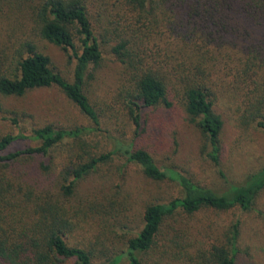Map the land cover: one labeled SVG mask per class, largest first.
Masks as SVG:
<instances>
[{"label":"trees","instance_id":"obj_1","mask_svg":"<svg viewBox=\"0 0 264 264\" xmlns=\"http://www.w3.org/2000/svg\"><path fill=\"white\" fill-rule=\"evenodd\" d=\"M243 13L256 34L245 38L241 48L247 55L235 81V95L241 96L237 121L241 127L264 130L263 0H0V21L11 24L0 44V94L22 96L36 88L56 87L90 122H47L22 129L21 119L11 116L17 131L0 135V264H93L92 250L68 244L72 222L67 212L77 183L115 154L139 166L150 181L177 186L179 195L148 203L141 229L125 236L124 248L100 264L123 259L127 264H149L151 252V264H238V220L221 234H185L181 227L173 229L175 234H161L163 224L169 226L176 214L195 215L203 209H252L264 188V167L218 192L173 167L161 166L139 143L146 110L173 107L178 100L206 138L207 156L219 164L223 120L214 109L217 93L211 72L216 65L212 69L206 54L215 49L211 43L221 45L223 21ZM19 26L30 27L32 35L69 52L70 80L53 67L30 35L16 37ZM247 27L234 29L248 32ZM105 47L122 66L110 109L92 102L87 89L89 70L101 64ZM103 116L126 118L133 125L132 137L111 136L102 125ZM94 133L112 141V147L99 150L94 142H86ZM18 140L25 144L14 147ZM69 140L74 146L68 162L52 187L43 186L42 174L30 173L36 168L34 161ZM39 167L49 172L47 163Z\"/></svg>","mask_w":264,"mask_h":264},{"label":"rangeland","instance_id":"obj_2","mask_svg":"<svg viewBox=\"0 0 264 264\" xmlns=\"http://www.w3.org/2000/svg\"><path fill=\"white\" fill-rule=\"evenodd\" d=\"M252 12L259 14L256 9ZM223 23L225 28L219 31L222 34L221 45L211 43V48L215 49L206 54L212 69L216 65L211 72L215 83L213 90L217 93L214 109L223 120L219 164L215 165L207 156L209 145L206 138L178 100L173 107L160 105L146 110L145 133L139 143L151 152L161 166L173 167L192 181L218 192L224 190L228 183L241 184L248 174L264 167V130L238 125L237 106L241 96L237 99L235 95L237 74L247 55L241 48L245 38L255 37V30L253 32L247 27L252 25L244 13ZM236 25L247 27L248 32L235 30ZM28 28L19 26L16 37L30 35L38 49L49 55L53 67L70 80L73 61L69 52L32 35ZM10 29L11 24L0 21V44L7 38L6 33ZM104 54L101 64L89 70L92 76L87 81V89L92 102L110 109L108 102L119 85L122 66L111 57L107 47ZM11 116L21 119L19 126L22 129L47 122L63 126L90 124L56 87L36 88L22 96L0 94V135L10 130L13 133L17 131L18 126L10 120ZM102 120L103 127L111 136L126 140L132 137L133 125L123 116L117 119L103 116ZM85 141L94 142L99 150L112 147V141L104 135L91 134ZM24 144L23 140H18L14 147ZM73 146L74 143L69 140L54 148L50 156L34 161L33 166L37 169L33 167L31 175L41 173L43 186L54 184L52 181L68 162ZM41 162L49 166L48 173L39 167ZM178 191L177 186L150 181L144 177L139 166L115 154L77 183L76 196L70 199L73 207L67 212L72 222L67 242L89 248L93 253L92 263H103L114 252L124 248L125 236L141 229L144 208L148 203L170 199L179 195ZM19 211L16 209L17 213ZM236 220L240 223L238 264H264V188L257 194L250 210L236 206L227 211L203 209L195 215L176 214L169 220L172 229L163 224L161 234H175L173 229L177 227L185 228V234H221ZM151 254L148 255L149 264ZM63 264H73V261ZM119 264H127V261L123 259Z\"/></svg>","mask_w":264,"mask_h":264}]
</instances>
